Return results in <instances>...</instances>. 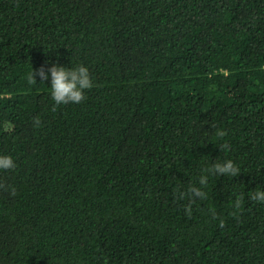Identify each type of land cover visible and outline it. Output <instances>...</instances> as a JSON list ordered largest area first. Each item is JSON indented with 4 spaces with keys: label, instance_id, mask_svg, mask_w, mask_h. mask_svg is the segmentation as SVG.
<instances>
[{
    "label": "trees",
    "instance_id": "1",
    "mask_svg": "<svg viewBox=\"0 0 264 264\" xmlns=\"http://www.w3.org/2000/svg\"><path fill=\"white\" fill-rule=\"evenodd\" d=\"M0 155V264H264V0H0Z\"/></svg>",
    "mask_w": 264,
    "mask_h": 264
},
{
    "label": "clouds",
    "instance_id": "2",
    "mask_svg": "<svg viewBox=\"0 0 264 264\" xmlns=\"http://www.w3.org/2000/svg\"><path fill=\"white\" fill-rule=\"evenodd\" d=\"M50 74L51 82V98L55 102L53 106V111L56 110V106L61 104L69 103H81L85 99V90L91 89L93 87V82L90 77L89 70L84 65H78L76 67H63L59 64H53L51 67L45 68L41 66L39 69L32 72L29 75V82L36 83V76H39L41 81L48 80ZM34 126L38 127L40 125V120L38 117L33 120ZM218 139H222L226 132L219 130L216 133ZM220 148L225 150H230V145L227 143H222ZM16 167L14 160L11 156L0 155V170H11ZM241 170L234 164L232 160H225L223 162L213 163L210 167L202 169V174L199 176V187L190 186L186 191H178L177 199H184L185 196L188 198V204L185 205V214L191 216L192 214V204L196 200H205L207 198V193L202 189L208 183L209 176H222L230 175L234 177L238 175ZM0 189L9 190L11 195H15L16 191L11 186H6L0 183ZM243 196H237L233 204V213L236 215V211L239 210L243 204ZM249 199L264 204V190H256L252 192ZM213 219L219 220V226L224 227V220L219 219L214 210H210Z\"/></svg>",
    "mask_w": 264,
    "mask_h": 264
}]
</instances>
